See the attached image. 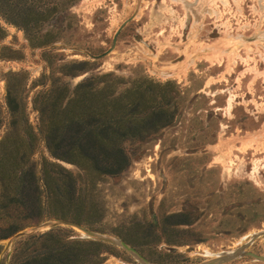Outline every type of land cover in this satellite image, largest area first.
I'll return each mask as SVG.
<instances>
[{"label":"rangeland","instance_id":"1","mask_svg":"<svg viewBox=\"0 0 264 264\" xmlns=\"http://www.w3.org/2000/svg\"><path fill=\"white\" fill-rule=\"evenodd\" d=\"M25 1L17 8L38 12L37 20L0 17V140L10 127L8 88L18 137L31 134L24 102L35 131L33 152H19L22 169L39 178L45 157L70 183L53 197L55 167L45 165L46 186L39 180L34 189V174L25 175L29 188L0 198L33 205L0 218V253L17 231L58 218L118 237L153 264H197L264 230V0ZM85 77L109 107L120 97L121 113L132 117L105 120L103 133L84 126L105 139L97 141L103 154L83 159L53 146L69 162L47 149L32 97L53 81L74 86ZM57 229L61 241L89 240L69 226L46 231ZM27 236L0 264H11ZM104 244L98 264H140ZM246 250L264 255V233ZM219 264L264 261L241 255Z\"/></svg>","mask_w":264,"mask_h":264},{"label":"trees","instance_id":"2","mask_svg":"<svg viewBox=\"0 0 264 264\" xmlns=\"http://www.w3.org/2000/svg\"><path fill=\"white\" fill-rule=\"evenodd\" d=\"M20 2L21 0H18V3L15 0H0V17H4L9 21L14 20L12 18L15 17L26 20V22L37 20L38 12L31 9L22 10L17 8ZM24 2L27 4L25 0ZM2 32L3 28L0 25V34ZM69 75L75 76L76 74L69 73ZM89 79L85 77L74 86H71L65 80L53 81L50 87L39 90L32 97L33 109L38 113V132L44 136L47 149L56 158L69 161L65 157L56 155L53 152V146L66 150L71 149L72 152L77 153L83 159H88V154H103L97 143L98 140L101 141L103 138L100 139L98 132L89 133L84 126L89 123H94L95 129L99 130L101 127L99 131L103 133L102 126L104 124L106 125L105 120L110 121L111 119H115V122H117L120 118L123 119L124 116L132 117V115L121 113L125 112V110L117 99L120 97L112 98V101L109 100L111 106L109 107L104 101L102 90H96V88L91 89L89 87ZM14 97L15 94L7 88L6 104L11 113V120L9 130L0 140V198L10 199L16 197L24 189L29 188L31 186V179L27 182L26 180L28 178H25V175L31 178L30 175L34 174V179L36 180V187L34 189L39 190L41 188V185L37 184L39 180L43 181L46 186L48 179L43 170L45 165L55 167L56 182L50 191L53 197H56L59 191H65L69 188L70 181L64 175L68 171L58 163H53L45 157L42 158L43 162H41L40 168L41 176L39 178L35 177V168L34 173H32L33 168L32 170L22 169V157H19V152L21 149L25 153L29 151L33 152L36 144L33 137V134L35 136V131L28 122L25 111L26 102H24L23 112L24 116H26L25 124L30 126L31 134L27 133L25 138L22 139L18 137L19 135L12 127L16 122L13 118V113L17 110L14 105ZM127 110L130 111V109ZM1 122L2 116L0 115V125ZM59 126L61 128L60 133L64 131L68 132L74 138V141L70 143L69 139L71 138L60 137V133L57 131ZM112 133L114 131L110 133V136ZM119 155L124 159L126 158L123 151L119 150ZM32 165L35 167V164L32 163ZM58 169H61L64 174H61V171ZM49 183L51 182L49 181ZM70 200V198H66V202L69 205L72 204ZM39 207L41 211L43 204H39V206L35 205V208ZM27 208H33V205L22 202H0V218H3V214L6 212L8 214L10 211L17 213V211L26 210ZM72 219L76 222L79 220L78 218ZM63 232H65L63 229H57L56 232L46 231L27 236L24 239L26 243L25 248L21 253L13 257L11 264H98L99 261L94 258H99L107 251L103 242L92 239L82 241L73 238L68 239L69 236L64 235L62 236L64 239L61 241L59 236L61 237L60 233ZM3 237L5 236L0 234V238Z\"/></svg>","mask_w":264,"mask_h":264},{"label":"water","instance_id":"3","mask_svg":"<svg viewBox=\"0 0 264 264\" xmlns=\"http://www.w3.org/2000/svg\"><path fill=\"white\" fill-rule=\"evenodd\" d=\"M106 53H104V54H106ZM104 54H102V55H104ZM102 55H96L94 57L98 58V57H101ZM60 226H69V227L75 228L80 232V235L82 237L121 247L124 250H126L127 252L131 253L135 257V259H137V261L140 264H153L150 261H148L145 257H143L133 246H131L130 244H128L124 240H122L118 237L109 236V235H106L103 233L93 231V230L77 223L76 221L69 220V219H63V218L45 220V221L39 222L37 224H34L32 226H29L27 228H24L22 230L17 231L16 233H14L11 237H9L5 241L4 247L0 253V260H1L2 256L4 255V253L8 252L11 249V247L13 246L14 242L17 239H20V238L27 236L29 234H32V233L42 232V231L50 230L52 228L60 227ZM263 233H264V230L253 233L250 236L249 241L246 244L241 245V246L234 248V249H231V250H227L225 253H221L217 257L205 259L204 261L199 262L197 264H219V263H222L225 261H229L233 258L239 257L241 255H249L253 258L264 261V255L256 254V253H253L251 251L246 250V247L256 237H258L259 235H261Z\"/></svg>","mask_w":264,"mask_h":264},{"label":"bare ground","instance_id":"4","mask_svg":"<svg viewBox=\"0 0 264 264\" xmlns=\"http://www.w3.org/2000/svg\"><path fill=\"white\" fill-rule=\"evenodd\" d=\"M225 252H226V251H223V252H221V253H225ZM221 253L217 254L215 257L219 256ZM211 256H212V254L209 255V257H211Z\"/></svg>","mask_w":264,"mask_h":264}]
</instances>
